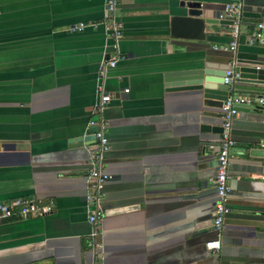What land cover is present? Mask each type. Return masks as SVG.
<instances>
[{
	"label": "crops",
	"instance_id": "0c3cea01",
	"mask_svg": "<svg viewBox=\"0 0 264 264\" xmlns=\"http://www.w3.org/2000/svg\"><path fill=\"white\" fill-rule=\"evenodd\" d=\"M228 1L200 0L212 17ZM178 2L118 0L119 57L101 82L111 98L101 117L112 179L100 190V247L92 251L85 201L92 143L75 140L94 131L97 72L113 50L101 25L66 27L102 21L105 0H0V202H52L41 217L0 220V264H264V128L230 129L229 212L216 232L218 134L200 127L220 118L203 115L215 110L198 92L169 91L163 79L233 55L262 60L264 47L251 34L264 0H241L232 52L213 50L230 40L228 26L205 25L203 41L173 38ZM262 116L251 105L235 120L262 123ZM215 239L212 254L205 243Z\"/></svg>",
	"mask_w": 264,
	"mask_h": 264
},
{
	"label": "built area",
	"instance_id": "2783aa9c",
	"mask_svg": "<svg viewBox=\"0 0 264 264\" xmlns=\"http://www.w3.org/2000/svg\"><path fill=\"white\" fill-rule=\"evenodd\" d=\"M118 0H105L103 9V18L100 22H86L76 23L66 27L67 33H80L83 30L90 28L95 29L101 25L104 34L111 40L110 47L113 50L112 56L104 62L98 72V98L93 105V110L97 116L95 120L89 122L90 126L94 127L92 133L93 142L91 144V151L89 155V192L85 196L86 203L90 206L87 214V222L90 225V232L87 235L86 248L95 250L100 247L96 242L98 236V227L102 218V210L100 207V190L102 186L112 179V176L107 174L104 170V155L109 151L108 140L105 135L106 123L101 117V112L105 105L110 101V95L103 93L101 82L106 77L107 71L115 66L118 60L117 42L122 37L121 24L115 18V10ZM240 8L241 0H229L223 5L222 10L218 13L216 18L218 20L230 21L228 26L230 40L227 44L222 46H214L213 50L220 52H232L236 48V38L240 25ZM262 16L254 23L252 38L258 45L264 47V8L261 11ZM264 64V58L261 60ZM227 74V73H226ZM123 92H127L124 89ZM239 105H256L264 109V95L263 96H248L246 94H237L229 96L221 106L220 128L221 132L218 134L215 146L217 148L215 154L214 176L212 178L214 188V202L212 208L211 226L214 231L219 232L222 227L223 219L229 212L227 200L230 195V190L227 185V171H228V155L233 141L230 138L231 122L237 114V106ZM264 122V115L261 119ZM259 146L264 148V142H260ZM264 182V176L261 178ZM52 202H42L36 198H15L6 202H0V220H25L33 217H41L51 212ZM205 248L210 253L215 254L219 250L218 239L211 240L205 243Z\"/></svg>",
	"mask_w": 264,
	"mask_h": 264
},
{
	"label": "water",
	"instance_id": "95a60500",
	"mask_svg": "<svg viewBox=\"0 0 264 264\" xmlns=\"http://www.w3.org/2000/svg\"><path fill=\"white\" fill-rule=\"evenodd\" d=\"M205 6L200 0H179L176 11L170 19L173 38L203 41L205 25L229 26L230 21L218 20L216 17L205 16ZM264 35V32H263ZM227 73V74H226ZM164 86L169 91H195L202 99V106L215 112H204L203 115L220 118L223 102L234 94L264 95V64L259 61L238 59L233 55L227 62L206 61L199 67L166 73L163 76ZM260 87H256V86ZM251 105H239L237 111ZM260 108V107H259ZM264 115V109H262ZM242 125L249 130H260L264 128L262 122L240 121L233 118V125ZM203 132L219 134V125H202ZM90 140L93 136L76 139ZM217 151V148H216Z\"/></svg>",
	"mask_w": 264,
	"mask_h": 264
}]
</instances>
